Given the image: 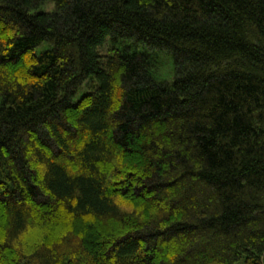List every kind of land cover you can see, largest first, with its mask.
Segmentation results:
<instances>
[{"label": "trees", "instance_id": "16d2710c", "mask_svg": "<svg viewBox=\"0 0 264 264\" xmlns=\"http://www.w3.org/2000/svg\"><path fill=\"white\" fill-rule=\"evenodd\" d=\"M0 264H264V0H0Z\"/></svg>", "mask_w": 264, "mask_h": 264}, {"label": "rangeland", "instance_id": "374dc122", "mask_svg": "<svg viewBox=\"0 0 264 264\" xmlns=\"http://www.w3.org/2000/svg\"><path fill=\"white\" fill-rule=\"evenodd\" d=\"M52 8H53V4L52 3L47 4V5L44 6V9L45 10H52ZM49 46L50 45L48 43H43V44L35 47L34 52L36 54H38L42 50L47 49ZM140 49H143V48H140ZM159 61H160V63L158 65L159 66L158 73L160 75H162V76L168 77L167 79H169L170 78V74H169V72H170V65L167 63L168 60H166V57H162V58L160 57L159 58ZM164 63H166V64H164ZM82 93H83L82 91H79L77 93V95L75 96L74 100H77L82 95Z\"/></svg>", "mask_w": 264, "mask_h": 264}]
</instances>
